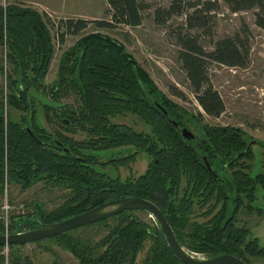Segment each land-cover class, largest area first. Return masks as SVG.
<instances>
[{
  "label": "trees",
  "instance_id": "obj_1",
  "mask_svg": "<svg viewBox=\"0 0 264 264\" xmlns=\"http://www.w3.org/2000/svg\"><path fill=\"white\" fill-rule=\"evenodd\" d=\"M218 1L170 0L154 9L157 23L185 10L184 25L173 28L172 34L178 46L177 59L197 103L213 116L223 111L224 104L209 79L207 64L214 61L245 66L250 33L241 22L232 33L212 39V47L206 50L198 40V32L190 28L208 31L211 11ZM221 1L232 11L255 7L254 23L264 37V0ZM105 3V19H59L58 42L65 33L75 34L88 22L95 28L139 23V0ZM47 21L42 12L21 0L0 4V48L7 65H0V73L4 74V84H0V194L4 181L17 183L20 188L41 181L65 188L67 195L48 210L40 201L32 200L30 209L10 213L8 232L57 221L103 201L134 195L160 208L176 240L187 251L204 256L229 253L247 264H252L251 257L264 258V245H259L257 237L236 217L240 207L246 212L261 211L252 201L257 188L264 193V142L258 141L259 166L263 170L252 171L247 161L253 159V152L246 147L248 139L243 130L233 125L200 123L199 114H191L164 95L120 41L98 30L81 33L63 49L57 58L55 82L44 84L54 48ZM30 87L55 101L72 93L74 104L62 101L59 107L43 105L30 94ZM35 101L41 104L46 120L57 121L65 131H83L84 137L73 138L60 129L48 131L35 117ZM7 106L21 111L17 120L8 116ZM124 113L135 115L149 129L136 130L111 120ZM188 125L195 126L196 132L184 138L180 127ZM118 146L132 147L134 152L141 150L149 156L139 174L120 178L96 167L100 161L98 151ZM133 151H117L104 161L125 165L133 159ZM34 201L42 208L41 217L35 215ZM194 215L201 219H194ZM91 223H101L106 231L89 244L68 231L40 239L56 240L78 264H185L169 250L159 227L132 209ZM145 239L151 243L137 260ZM19 244H6L11 255L9 264L26 262V256L14 250Z\"/></svg>",
  "mask_w": 264,
  "mask_h": 264
},
{
  "label": "rangeland",
  "instance_id": "obj_2",
  "mask_svg": "<svg viewBox=\"0 0 264 264\" xmlns=\"http://www.w3.org/2000/svg\"><path fill=\"white\" fill-rule=\"evenodd\" d=\"M23 1V0H21ZM141 3V18L136 25L116 24L111 27L95 28L88 22L84 28L75 34L65 33L62 42L57 40V32L60 28L56 22L61 18L83 17V18H107L105 13V0H27L23 1L48 18L47 25L53 39V53L49 61L47 71L43 77L44 84L51 85L57 78V58L61 51L70 46L78 36L87 31L98 30L109 37L120 41L126 50L132 55L136 62L145 69L155 85L170 100L184 107L186 111L197 116L200 123L233 125L239 127L246 134L253 159L247 161L252 165V171L260 169L259 159L261 147L258 141L264 142V37L262 30L254 23L255 7L248 9L230 10L224 2L218 1L216 7L211 11L208 21L209 30L201 31L199 28H190L191 32H198V40L208 50L212 47L211 40L219 36L230 34L240 23L244 22L250 31L248 43V62L243 67L227 66L214 61H209L207 71L213 88L218 92L223 101L224 109L217 116L206 114L197 103L191 91L184 70L177 59V48L173 34V28L184 25L185 13L171 14L162 23L154 20V9L164 6L170 0H139ZM6 0H0L3 5ZM3 50L0 48V65L6 68L3 59ZM0 84H4V74L0 73ZM178 92V94L176 93ZM74 95L60 96L59 100L67 104H74ZM8 116L17 120L21 111L12 106H7ZM35 117L48 131L60 129L73 138L84 137L80 130L65 131L55 120L50 122L44 118L43 108L39 102H34ZM111 120L124 122L136 130H148L140 119L130 113L111 118ZM192 133L196 132L195 126H186ZM132 147L118 146L98 151L99 163L97 168L110 175H118L123 178L127 175H137L146 166L149 156L141 150L133 151ZM133 151V159L125 165H112L104 161L117 151ZM256 197L252 201L254 206H260L261 211L246 212L244 208L237 210L236 217L244 222L249 228L251 235L257 237L259 245H264V193L257 188ZM67 195L63 187H52L37 181L25 188L19 184L4 181L3 190L0 194V215L30 209L32 200L42 203L45 210L60 203ZM6 206V207H5ZM4 209L6 212H4ZM136 215L142 219L152 222L147 213L139 210ZM194 219L200 220L199 215ZM72 236L81 239L88 244L98 239L106 230L101 223L83 224L66 230ZM151 240L145 239L137 254L139 260L143 252L150 245ZM16 252L26 256L24 264H78L77 259L71 252L60 245L56 240L47 238L37 241L23 242L14 249ZM2 264H9L10 254L7 245H2ZM252 264H264L263 257H251Z\"/></svg>",
  "mask_w": 264,
  "mask_h": 264
},
{
  "label": "water",
  "instance_id": "obj_3",
  "mask_svg": "<svg viewBox=\"0 0 264 264\" xmlns=\"http://www.w3.org/2000/svg\"><path fill=\"white\" fill-rule=\"evenodd\" d=\"M29 92L43 105L59 107L64 104V102L55 101L32 87L29 88ZM172 123L175 124L174 121ZM28 132L31 134L29 130ZM180 133L184 138L193 136V133L186 126L180 127ZM248 145L249 143L246 144V147ZM202 159L205 166L209 168L206 159L204 157ZM33 206L36 217H41L43 212L40 204L34 201ZM124 209H142L148 212L156 220L169 250L185 264H247L242 258L229 253L198 257L192 251H187L176 240L173 230L160 208L152 201L134 195L106 200L60 220L41 222L33 228L18 232H8L7 234L0 232V245L23 243L50 237L70 228L112 216Z\"/></svg>",
  "mask_w": 264,
  "mask_h": 264
},
{
  "label": "built area",
  "instance_id": "obj_4",
  "mask_svg": "<svg viewBox=\"0 0 264 264\" xmlns=\"http://www.w3.org/2000/svg\"><path fill=\"white\" fill-rule=\"evenodd\" d=\"M4 212H6L5 209H4ZM7 221H8V217H6V213L1 214L0 215V232H2L3 234H7L8 233V230H7ZM192 253H194L198 257H203L204 256L200 252H194V251H192Z\"/></svg>",
  "mask_w": 264,
  "mask_h": 264
},
{
  "label": "flooded vegetation",
  "instance_id": "obj_5",
  "mask_svg": "<svg viewBox=\"0 0 264 264\" xmlns=\"http://www.w3.org/2000/svg\"><path fill=\"white\" fill-rule=\"evenodd\" d=\"M133 210V212L135 213V211L136 210H139V211H141V212H143V213H147L148 214V212H146L145 210H142V209H132ZM136 214V213H135ZM149 215V214H148ZM149 217L150 218H152V222H149V223H155L157 226H158V224H157V222H156V220L151 216V215H149ZM141 218V217H140ZM144 220V219H143ZM146 221V220H145ZM148 222V221H147ZM159 227V226H158ZM160 229V228H159ZM175 236V235H174Z\"/></svg>",
  "mask_w": 264,
  "mask_h": 264
},
{
  "label": "crops",
  "instance_id": "obj_6",
  "mask_svg": "<svg viewBox=\"0 0 264 264\" xmlns=\"http://www.w3.org/2000/svg\"><path fill=\"white\" fill-rule=\"evenodd\" d=\"M23 1H27V0H23Z\"/></svg>",
  "mask_w": 264,
  "mask_h": 264
}]
</instances>
